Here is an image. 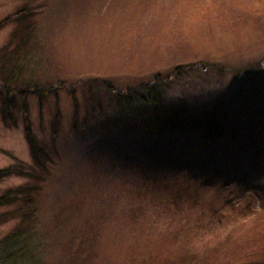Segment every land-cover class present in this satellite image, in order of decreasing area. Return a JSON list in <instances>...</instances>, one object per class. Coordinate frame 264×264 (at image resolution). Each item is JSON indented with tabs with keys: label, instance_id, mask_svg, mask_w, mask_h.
I'll list each match as a JSON object with an SVG mask.
<instances>
[{
	"label": "rangeland",
	"instance_id": "rangeland-1",
	"mask_svg": "<svg viewBox=\"0 0 264 264\" xmlns=\"http://www.w3.org/2000/svg\"><path fill=\"white\" fill-rule=\"evenodd\" d=\"M1 49L0 195H31L0 207V237L22 214L40 264H264V0H0ZM157 74L223 134L116 118Z\"/></svg>",
	"mask_w": 264,
	"mask_h": 264
},
{
	"label": "trees",
	"instance_id": "trees-1",
	"mask_svg": "<svg viewBox=\"0 0 264 264\" xmlns=\"http://www.w3.org/2000/svg\"><path fill=\"white\" fill-rule=\"evenodd\" d=\"M8 56L11 55H7L3 51L2 55L0 54V61L4 65L9 63ZM22 69V63L19 60L17 62L13 61L11 69H8L9 78L11 80L17 79L16 73ZM176 69V76L192 70L191 67L187 66L177 67ZM169 82L171 80L167 76L157 74L151 83L130 88L124 95H115L116 108L120 112V114H116V118L123 117V114L125 116L129 114L132 118L137 117L139 128L149 131L154 130L157 133L173 131L178 128L187 129L186 131L192 132L197 138L205 141L219 138L225 131V128L221 122L223 115L216 109L217 107L203 106L206 105L203 104L196 110L192 107L188 108L184 96V98L177 97L176 95L174 97L169 96ZM254 120V124H256L255 128L262 130L264 116L260 119L255 117ZM28 141L30 148L34 149L33 156H36L38 147L34 142V138L30 136ZM6 170L0 169V174H7ZM213 174L220 176L218 171H215ZM230 174L232 175V173ZM228 180L224 183L220 179V182L224 186L237 182L230 177ZM202 183H204V180ZM246 184H249V182ZM21 190H25V187H21ZM183 193L184 190L181 188L177 189L176 194H178V197ZM24 195L30 196L31 193H19L17 189H9L0 195V207L10 205L15 207L18 205L19 207V201L21 197L25 198ZM22 210L23 213L27 212L24 208L19 209L20 212ZM12 221L15 223L13 228L0 237V264H40V255L37 252L39 249V239L35 235L33 222L22 214L14 215Z\"/></svg>",
	"mask_w": 264,
	"mask_h": 264
},
{
	"label": "bare ground",
	"instance_id": "bare-ground-1",
	"mask_svg": "<svg viewBox=\"0 0 264 264\" xmlns=\"http://www.w3.org/2000/svg\"><path fill=\"white\" fill-rule=\"evenodd\" d=\"M63 50H65V48ZM83 50H84V52H83ZM85 50H86L85 48H83V47L81 48V45L78 46V54H76V56L80 57L79 58V63L80 64H82V61L84 63L86 60H91V59H88L89 58V55H88L89 53H88V51L86 52ZM75 60H76V57L73 59V61L75 62ZM62 61H63V59L60 60V62H62Z\"/></svg>",
	"mask_w": 264,
	"mask_h": 264
}]
</instances>
